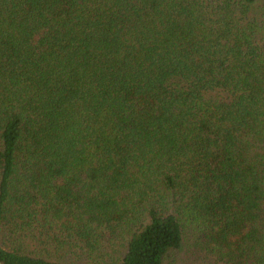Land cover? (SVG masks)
Masks as SVG:
<instances>
[{
    "label": "trees",
    "instance_id": "16d2710c",
    "mask_svg": "<svg viewBox=\"0 0 264 264\" xmlns=\"http://www.w3.org/2000/svg\"><path fill=\"white\" fill-rule=\"evenodd\" d=\"M0 0V264H264V0Z\"/></svg>",
    "mask_w": 264,
    "mask_h": 264
},
{
    "label": "rangeland",
    "instance_id": "374dc122",
    "mask_svg": "<svg viewBox=\"0 0 264 264\" xmlns=\"http://www.w3.org/2000/svg\"><path fill=\"white\" fill-rule=\"evenodd\" d=\"M260 4L261 0H257L255 7L251 9V14L254 10L259 12ZM165 264H217V261L214 255L197 248L192 240L185 237L182 248L171 254Z\"/></svg>",
    "mask_w": 264,
    "mask_h": 264
}]
</instances>
